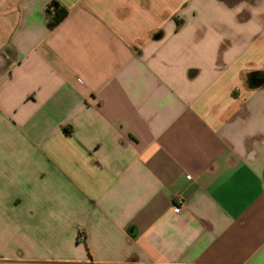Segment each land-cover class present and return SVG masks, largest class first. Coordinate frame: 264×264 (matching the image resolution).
<instances>
[{"label":"crops","instance_id":"crops-1","mask_svg":"<svg viewBox=\"0 0 264 264\" xmlns=\"http://www.w3.org/2000/svg\"><path fill=\"white\" fill-rule=\"evenodd\" d=\"M256 79L264 0H0V264H264Z\"/></svg>","mask_w":264,"mask_h":264},{"label":"trees","instance_id":"trees-1","mask_svg":"<svg viewBox=\"0 0 264 264\" xmlns=\"http://www.w3.org/2000/svg\"><path fill=\"white\" fill-rule=\"evenodd\" d=\"M47 12L49 17L48 25L50 28H54L61 17V14L59 13V5L57 3H52V6L47 9Z\"/></svg>","mask_w":264,"mask_h":264},{"label":"built area","instance_id":"built-area-1","mask_svg":"<svg viewBox=\"0 0 264 264\" xmlns=\"http://www.w3.org/2000/svg\"><path fill=\"white\" fill-rule=\"evenodd\" d=\"M184 207V199L181 196H177L173 203V209L176 212H180Z\"/></svg>","mask_w":264,"mask_h":264},{"label":"water","instance_id":"water-1","mask_svg":"<svg viewBox=\"0 0 264 264\" xmlns=\"http://www.w3.org/2000/svg\"><path fill=\"white\" fill-rule=\"evenodd\" d=\"M257 81H255V84L256 85H260V83H262V82H264L263 80H261V79H256Z\"/></svg>","mask_w":264,"mask_h":264}]
</instances>
